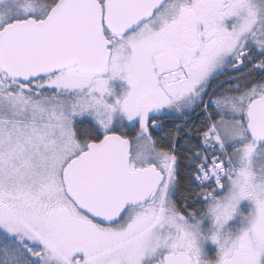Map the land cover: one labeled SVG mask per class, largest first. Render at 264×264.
I'll use <instances>...</instances> for the list:
<instances>
[{
    "label": "rangeland",
    "instance_id": "374dc122",
    "mask_svg": "<svg viewBox=\"0 0 264 264\" xmlns=\"http://www.w3.org/2000/svg\"><path fill=\"white\" fill-rule=\"evenodd\" d=\"M49 5L47 0H0V31L15 21L43 19ZM161 21L158 16L150 24L159 27ZM123 39L110 38L113 56L101 75L70 68L21 84L0 69V205L70 204L62 174L87 147L75 132L80 119L93 120L105 134L138 124L132 168L157 166L168 174V185L147 204L130 208L117 223L98 224L96 232L88 235L97 236L92 243L76 244L53 236L40 240L1 206L0 228L22 244L39 246L35 259L41 264H159L166 255L182 252L198 264H264V144L250 137L241 119L250 103L264 94V84L234 96L211 97L215 90L209 95L208 102L236 117L219 121L216 136L218 143L236 145L229 152L236 168L225 180L222 196L217 188L216 194L208 195L213 201L205 219L193 223L174 206L170 186L174 162L152 148L151 128L159 122L151 118L201 102L210 80L222 71L229 56L222 52L191 67L183 65L184 81L167 82L166 76L173 72L166 74V83L143 85L138 79L143 77L139 69L146 53Z\"/></svg>",
    "mask_w": 264,
    "mask_h": 264
},
{
    "label": "water",
    "instance_id": "95a60500",
    "mask_svg": "<svg viewBox=\"0 0 264 264\" xmlns=\"http://www.w3.org/2000/svg\"><path fill=\"white\" fill-rule=\"evenodd\" d=\"M168 0H58L41 20L29 18L0 31V69L28 84L70 68L101 75L111 60L108 35L127 36L154 18ZM196 22L192 40L195 41ZM250 137L264 144V94L247 110ZM68 196L103 224L117 223L132 207L147 204L168 174L157 166L132 169V141L111 133L92 142L63 171ZM159 264H195L185 252ZM198 264V262H197Z\"/></svg>",
    "mask_w": 264,
    "mask_h": 264
},
{
    "label": "flooded vegetation",
    "instance_id": "af4514ba",
    "mask_svg": "<svg viewBox=\"0 0 264 264\" xmlns=\"http://www.w3.org/2000/svg\"><path fill=\"white\" fill-rule=\"evenodd\" d=\"M237 13H240L242 18L238 19ZM158 16H161V26L154 27L150 22ZM194 21L196 22L195 41L191 38ZM239 25H241V29L237 30ZM108 37L109 39L111 37L126 38L123 40L132 41L131 45L133 43L138 44L144 50L146 53L145 60L139 69L143 77L138 79L142 81L143 85H147L146 83H166V74L175 73L176 70L182 71L184 76L181 80L184 81L185 78L187 79V74L183 65L191 67L197 63V60L224 52L222 55L229 56V59L220 73L226 71V74L231 75L216 85L214 88L216 89L222 84H229L242 79L252 70H264V0H168L152 20L143 24L135 32L127 36L108 35ZM225 41L226 45L224 46ZM257 55H263L262 59L255 60ZM250 62L253 65L249 71L235 77L232 76L234 73L247 68ZM220 73L210 80L208 88ZM208 96L206 94V97L198 104L195 100L185 110L161 114L160 116L167 119L174 118L173 121L179 122L180 129L187 122L204 116L206 107L203 106V103H207V107L209 103L210 110L212 109L210 112L218 117L217 121L210 119L211 128L209 131L213 132V141L218 143V139H216L217 123L222 120L230 121L236 117L234 115L229 116L220 106L208 102L206 100ZM197 108L199 109L197 110ZM247 110L245 115L241 116L242 122L246 124V129L248 125ZM153 127L158 128L159 125ZM151 139V146L156 149L154 137L152 136ZM235 146V144L232 146L229 143L226 146L220 140L216 148L212 149L217 152L215 156L222 157L223 161H226L225 168L230 172L228 178L232 176L233 169L236 168L229 156V152ZM207 161L208 159L205 158V162L202 164H206ZM66 195L68 194L66 193ZM70 200L67 207L35 204L29 201L0 206L7 214L24 222V227L30 232L33 231L37 237L41 238L40 240L53 236L54 239L60 238L62 241H73L76 244L94 242L97 236L88 238V235L97 229L98 224L103 223L98 222L78 208L71 198ZM193 259L197 264V259Z\"/></svg>",
    "mask_w": 264,
    "mask_h": 264
},
{
    "label": "trees",
    "instance_id": "16d2710c",
    "mask_svg": "<svg viewBox=\"0 0 264 264\" xmlns=\"http://www.w3.org/2000/svg\"><path fill=\"white\" fill-rule=\"evenodd\" d=\"M47 1L50 4V11L58 0ZM262 57L263 55H257L254 59L260 60ZM252 65L253 63L250 62L247 68L234 73L232 76L246 73ZM225 72L220 73L212 82L207 90V96L216 85L231 75ZM263 83L264 70H252L238 81L220 85L214 89L215 91L212 92L211 97L220 96L223 98L238 95L248 92L253 87ZM208 97L206 100H208ZM206 104L203 103V106L206 107L204 116H199L197 120L187 122L180 129L179 122L173 121L174 118L167 119L164 116H153L151 118L152 121L159 122L158 128H151L156 149L173 157V177L170 186L174 206L179 213L184 214L193 223H199L205 219L213 198L204 199V196L216 192L214 185L199 187L194 180L199 165L205 162V158L208 159L206 164H210L209 159L217 153L212 149H207L202 143V135L211 128L210 119L217 121L218 118L210 112L212 109L210 110L209 103L208 107ZM75 129L77 138L83 146H88L92 142L100 143L108 135L103 133L101 128L91 119H80L75 123ZM139 131L137 124L128 125L123 129H115L111 133L120 134L133 142ZM217 195L222 196V193L220 192ZM39 252V246L32 245L29 242L22 244L18 239L10 236L0 228V264H41L39 259H35L39 256ZM215 252L211 251V254L214 255Z\"/></svg>",
    "mask_w": 264,
    "mask_h": 264
},
{
    "label": "built area",
    "instance_id": "2783aa9c",
    "mask_svg": "<svg viewBox=\"0 0 264 264\" xmlns=\"http://www.w3.org/2000/svg\"><path fill=\"white\" fill-rule=\"evenodd\" d=\"M211 138V131L205 132L202 135V143L207 149H212L217 146L216 142H210ZM218 161V157H215L212 159V164L210 166L206 167L205 165L201 164L198 167V171L194 175V180L199 187L214 184L219 191L222 190L223 178H225L228 173L224 168V162L221 161L217 163ZM207 197L208 196H205L204 198Z\"/></svg>",
    "mask_w": 264,
    "mask_h": 264
},
{
    "label": "bare ground",
    "instance_id": "6f19581e",
    "mask_svg": "<svg viewBox=\"0 0 264 264\" xmlns=\"http://www.w3.org/2000/svg\"><path fill=\"white\" fill-rule=\"evenodd\" d=\"M184 76V74L182 73L181 70L176 71L174 74L170 75V76H166V80L168 81H172L175 78H182Z\"/></svg>",
    "mask_w": 264,
    "mask_h": 264
},
{
    "label": "crops",
    "instance_id": "0c3cea01",
    "mask_svg": "<svg viewBox=\"0 0 264 264\" xmlns=\"http://www.w3.org/2000/svg\"><path fill=\"white\" fill-rule=\"evenodd\" d=\"M185 77H186V76H185ZM185 77H184V78H185ZM168 82H171V81H168ZM179 82H180V81H179ZM176 83H178V82H176Z\"/></svg>",
    "mask_w": 264,
    "mask_h": 264
}]
</instances>
